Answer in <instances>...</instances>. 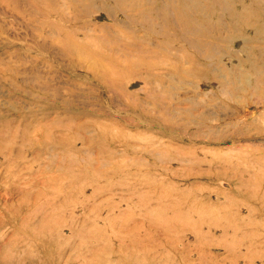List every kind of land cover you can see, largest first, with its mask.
<instances>
[{
    "label": "rangeland",
    "instance_id": "1",
    "mask_svg": "<svg viewBox=\"0 0 264 264\" xmlns=\"http://www.w3.org/2000/svg\"><path fill=\"white\" fill-rule=\"evenodd\" d=\"M0 264H264V0H0Z\"/></svg>",
    "mask_w": 264,
    "mask_h": 264
},
{
    "label": "bare ground",
    "instance_id": "2",
    "mask_svg": "<svg viewBox=\"0 0 264 264\" xmlns=\"http://www.w3.org/2000/svg\"><path fill=\"white\" fill-rule=\"evenodd\" d=\"M23 26V25H22Z\"/></svg>",
    "mask_w": 264,
    "mask_h": 264
}]
</instances>
